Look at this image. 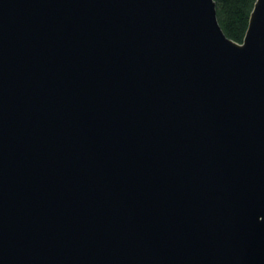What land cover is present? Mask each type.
Returning <instances> with one entry per match:
<instances>
[{
	"label": "water",
	"instance_id": "1",
	"mask_svg": "<svg viewBox=\"0 0 264 264\" xmlns=\"http://www.w3.org/2000/svg\"><path fill=\"white\" fill-rule=\"evenodd\" d=\"M0 264H264V0H0Z\"/></svg>",
	"mask_w": 264,
	"mask_h": 264
},
{
	"label": "trees",
	"instance_id": "2",
	"mask_svg": "<svg viewBox=\"0 0 264 264\" xmlns=\"http://www.w3.org/2000/svg\"><path fill=\"white\" fill-rule=\"evenodd\" d=\"M217 22L230 39L241 43L256 0H213Z\"/></svg>",
	"mask_w": 264,
	"mask_h": 264
}]
</instances>
